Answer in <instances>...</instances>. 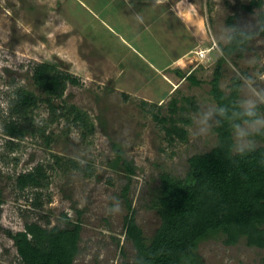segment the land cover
I'll list each match as a JSON object with an SVG mask.
<instances>
[{
	"label": "rangeland",
	"instance_id": "rangeland-1",
	"mask_svg": "<svg viewBox=\"0 0 264 264\" xmlns=\"http://www.w3.org/2000/svg\"><path fill=\"white\" fill-rule=\"evenodd\" d=\"M250 2L169 0L163 18L176 33L167 38L165 52L175 58L169 59L171 67L155 70L125 56L126 47L84 12L78 0H0V264H18L9 233L24 231L27 222L47 229L65 226V217L81 226L73 264L133 260L124 218L132 215L149 242L160 224L157 212L147 206L159 175L185 178L188 158L216 142L210 88L221 45L232 29L230 16L232 24L254 35L241 56L233 54L220 63L218 85L227 93L237 78L240 106L247 109L249 101L264 106V35L256 32L264 0L249 11ZM115 9L111 5L105 10L112 20ZM113 23L121 26L116 19ZM186 45L189 50L181 53ZM40 62L53 64L77 82H67L59 97L45 94L31 79L32 66ZM189 73L197 82L185 78ZM17 90L31 93L37 102L27 111V121L23 113H8ZM174 99L177 109L171 116L190 119L177 123L186 129L183 140L169 138L163 127L169 122L160 121L171 114ZM259 115L264 117V109ZM12 120L23 135L8 143L3 129ZM233 139L237 151L242 141L236 131ZM36 166L44 173L41 184L18 190L17 175ZM224 237L211 232L197 243L201 264H263L264 247L248 245L244 235L234 244H225Z\"/></svg>",
	"mask_w": 264,
	"mask_h": 264
},
{
	"label": "trees",
	"instance_id": "trees-1",
	"mask_svg": "<svg viewBox=\"0 0 264 264\" xmlns=\"http://www.w3.org/2000/svg\"><path fill=\"white\" fill-rule=\"evenodd\" d=\"M262 2L263 0H251L246 9L250 11L252 6H261ZM231 19L232 16L227 22L232 29L227 34V41L221 45L222 57L218 59L211 79L210 94L215 102L213 131L216 142L208 151L188 158L185 178H175L168 173L159 175V185L147 206L157 212L160 224L149 242L144 240L132 215L124 218L125 234L131 239L135 254L132 261L121 264H201V257L196 253L197 243L216 231L225 235V244H234L239 236L244 235L248 245L264 247V134L259 131L250 136L261 141V144L255 145L254 150L247 154L234 151L233 126L241 125L252 118L246 115V109L237 100V78H232L233 83L227 93L218 85L220 63L227 56H241L254 35L253 31L232 24ZM258 20L256 32L264 35L262 12L258 15ZM185 78L197 82L191 73ZM31 79L45 94L53 97L62 95L67 82H77L75 77L58 71L48 62L34 64ZM10 101L8 113H23V121L29 119L26 116L27 111L37 104L31 93L21 90H17ZM45 101L50 113L54 114L49 98ZM176 101H171V114L160 118V121L169 122L168 126H163L169 138L175 136L183 140L186 129L177 123H189L190 119L171 116L177 109ZM262 109V104L256 105L258 114ZM3 130L8 136V143L23 135L19 124L13 120L7 122ZM71 165L79 169L78 162H72ZM124 168L130 174L133 172L127 163ZM43 176L41 166H36L31 171L18 174L15 186L18 190L27 186H39ZM127 187L123 188V196ZM126 207L129 210L128 200ZM64 221L65 226H53L49 229L35 222H27L24 231L12 235L9 233L16 248L18 264H73L79 253L81 226L66 217ZM262 261L264 264V257Z\"/></svg>",
	"mask_w": 264,
	"mask_h": 264
},
{
	"label": "crops",
	"instance_id": "crops-1",
	"mask_svg": "<svg viewBox=\"0 0 264 264\" xmlns=\"http://www.w3.org/2000/svg\"><path fill=\"white\" fill-rule=\"evenodd\" d=\"M173 1L178 3L180 0ZM78 2L84 12L93 20H97L96 23L117 37L121 45L126 47L125 56L142 65L149 64L155 70L171 67L169 59L174 55L170 51L165 52V46L167 38L175 36L176 30L170 29L171 22L163 18L165 3L167 4L169 0H78ZM111 5L116 6L111 14L121 26H115L114 20L105 12ZM132 22L136 25L132 26ZM164 27L168 29L167 32L164 31ZM180 50L181 53L187 52L189 45ZM165 57L166 62H163ZM174 58L172 57V60Z\"/></svg>",
	"mask_w": 264,
	"mask_h": 264
},
{
	"label": "clouds",
	"instance_id": "clouds-1",
	"mask_svg": "<svg viewBox=\"0 0 264 264\" xmlns=\"http://www.w3.org/2000/svg\"><path fill=\"white\" fill-rule=\"evenodd\" d=\"M179 8V4L177 5ZM177 15H183V11L177 13ZM246 115L252 119L247 120L245 123L247 127L241 128L240 125H234L236 135L241 143L237 144L236 150L242 155L254 150V142L248 139L253 133L261 131L264 129V117H261L256 111V101H249L248 107L246 109Z\"/></svg>",
	"mask_w": 264,
	"mask_h": 264
}]
</instances>
